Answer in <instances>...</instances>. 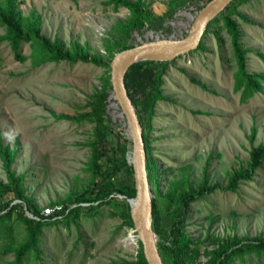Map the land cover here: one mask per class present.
<instances>
[{"label":"rangeland","instance_id":"1","mask_svg":"<svg viewBox=\"0 0 264 264\" xmlns=\"http://www.w3.org/2000/svg\"><path fill=\"white\" fill-rule=\"evenodd\" d=\"M24 15L39 16L40 32L83 45L102 59L108 48L135 43L154 34L178 37L185 33L192 15L206 0H142L157 28L140 32L124 30L125 7L114 8L104 0H17ZM232 16L248 49L246 68L263 71L255 54L264 51V0H239ZM121 28V30H120ZM3 32L0 27V34ZM217 32L218 37H216ZM202 47L178 54L165 64L159 84L161 98L145 107L143 132L148 155L154 164L157 188H152L156 240L167 232L183 191L209 187V191L184 207L178 233L196 245L185 264H207L221 242L264 234V160L249 180L224 189L228 175L245 168L250 146L264 142V84L245 101L233 89L234 60L229 35L219 24L201 35ZM23 54L29 46L21 44ZM105 67L92 61H46L32 66L27 57L15 59L5 39L0 40V136L16 147L10 168L22 174L26 195L41 210L86 186L91 158L109 153L115 132L128 137L124 116L110 92L103 93ZM146 74L137 79L145 80ZM139 90L136 96H141ZM101 104L108 120L106 134L98 129ZM147 110V111H146ZM90 112L92 118L72 116ZM59 115V117H56ZM122 117V118H121ZM128 152L124 155L127 161ZM122 159V156H121ZM132 174L120 164L114 186ZM0 180L6 175L0 160ZM128 202L127 199H124ZM123 195L115 191L96 210L80 211L77 229L60 222L43 227L40 259L24 264H138V241L133 228L123 221ZM132 233V234H131ZM22 224L15 220L9 234H0V264L10 258L6 246L22 239ZM169 235L165 245H170ZM133 261V263H129ZM229 264H264V254L252 252Z\"/></svg>","mask_w":264,"mask_h":264},{"label":"trees","instance_id":"2","mask_svg":"<svg viewBox=\"0 0 264 264\" xmlns=\"http://www.w3.org/2000/svg\"><path fill=\"white\" fill-rule=\"evenodd\" d=\"M171 1L177 4V2H183L184 0ZM237 1L239 0H230L218 14L213 16L207 22L202 34L208 31L209 27L219 24V21L228 33L235 64V69L233 70V89L239 90V99L245 101L253 93L262 90L264 72L250 71L246 68V53L248 49L242 45L240 29L232 16ZM104 2L114 8L125 7L128 10V15L123 23L124 30L127 33L131 29H136L140 32L143 28L147 27L157 28V17L151 14L142 0H104ZM39 21V16L34 11H31L27 15L22 14L17 0H0V27L3 29V32L0 34V40L5 39L7 41L15 59L23 60L28 57L32 66L46 61H92L104 66L106 70V73L101 76L102 92L105 94L111 91L108 61L113 52L130 46L133 43L121 44L115 50H112L111 47L108 48V54L102 59L95 54H89L85 47L76 41L71 40L65 45L58 37H53L52 39L47 37L40 32ZM215 35L218 37L217 32H215ZM24 42L29 46L28 54L22 53L21 44ZM200 47H202L201 37L194 49ZM255 54L264 62V51L256 50ZM170 61L171 59L151 58L134 61L127 67L123 78L127 94L135 106L137 117L141 124L145 150L146 177L148 183L154 189L157 188V184L154 182V164L148 155L146 136L143 132L145 125L143 115H145V107L149 109L154 99L163 97L159 88V84L161 83L160 76L165 64ZM142 73L146 74L147 78L145 79L148 81L146 90L143 89L145 80L139 81L137 79ZM139 90L142 91V95L136 96ZM96 110V112H100L98 129L102 134H106L108 120L105 118V112L103 113L101 104ZM91 115L93 114L90 112H79L72 117L76 119H80L81 117L92 118ZM56 117H59V115H56ZM115 135L117 137L115 141L109 140L108 142L109 153L107 155H104L103 152H98L92 156L89 166L91 175L86 186L79 191H72L65 197L56 200L57 205L50 203L51 210L47 214H43L41 209L32 202L30 196L25 194V187L22 184V174L14 173L10 168L16 154V147L3 143L0 136V160L6 175L5 181L0 180V234H9L12 229V223L15 220L22 224L24 231L22 239L6 246L4 249V251H10L11 256L5 259L2 264H24L30 258L40 259L41 236L44 226L60 222L64 227L68 228L70 224H73L77 229L80 211L96 210L101 203L107 200V196L111 192L115 191L122 194L123 200L134 195L132 177L128 182L119 183L117 186H114L112 182V178L117 175L121 163H124L127 172L132 174L131 165L124 160V155L130 148V140L119 132H115ZM263 160L264 142L250 146L246 167L232 171L227 177V181L223 186L224 189L232 190L237 186L239 181L249 180ZM202 186L204 185H201L198 189H190V191H183L179 194L177 197L179 207L175 210L171 227L167 232L158 233L159 239L156 240V247L163 264H185L190 261L191 254L196 250L195 244H190L187 237L181 232L178 233V224L182 219L184 207L188 202L203 194L205 188ZM209 190L210 188L207 187L205 191ZM27 212L31 213V215H28ZM122 216L124 223L132 228L129 202L126 200H124ZM151 227L153 231H156L152 199ZM171 234H173V238L170 239V245H165L164 241H167ZM137 241L138 250L134 262L147 264L142 254L141 244L138 239ZM240 241L241 239L239 238L229 243H219L212 250L207 264H229L235 257H241L251 252L255 255L264 254V234L251 237V239L246 240L244 243H240ZM129 263H133V261Z\"/></svg>","mask_w":264,"mask_h":264},{"label":"water","instance_id":"3","mask_svg":"<svg viewBox=\"0 0 264 264\" xmlns=\"http://www.w3.org/2000/svg\"><path fill=\"white\" fill-rule=\"evenodd\" d=\"M230 0H206L192 15L184 34L173 37L154 34L139 39L130 46L112 53L108 61L110 96L124 116L126 133L130 140L127 161L131 165L134 195L128 197L129 214L136 238L141 244L147 264H163L156 247V234L151 227V186L145 170V150L142 128L134 104L124 85V73L134 61L151 59H172L197 45L207 22ZM151 30H148V32Z\"/></svg>","mask_w":264,"mask_h":264},{"label":"built area","instance_id":"4","mask_svg":"<svg viewBox=\"0 0 264 264\" xmlns=\"http://www.w3.org/2000/svg\"><path fill=\"white\" fill-rule=\"evenodd\" d=\"M50 210H51V207H46V208H44V209L41 210V211H42L43 214H47L48 212H50ZM27 214H28V215H31V213H29V212H27Z\"/></svg>","mask_w":264,"mask_h":264},{"label":"bare ground","instance_id":"5","mask_svg":"<svg viewBox=\"0 0 264 264\" xmlns=\"http://www.w3.org/2000/svg\"><path fill=\"white\" fill-rule=\"evenodd\" d=\"M149 35H152L151 31L148 32ZM112 97V96H111ZM122 118V117H121ZM126 130V129H125Z\"/></svg>","mask_w":264,"mask_h":264}]
</instances>
